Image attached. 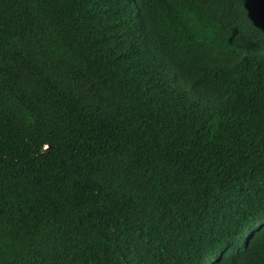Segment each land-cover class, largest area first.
I'll list each match as a JSON object with an SVG mask.
<instances>
[{
  "label": "trees",
  "instance_id": "trees-1",
  "mask_svg": "<svg viewBox=\"0 0 264 264\" xmlns=\"http://www.w3.org/2000/svg\"><path fill=\"white\" fill-rule=\"evenodd\" d=\"M0 264H264V0H0Z\"/></svg>",
  "mask_w": 264,
  "mask_h": 264
}]
</instances>
